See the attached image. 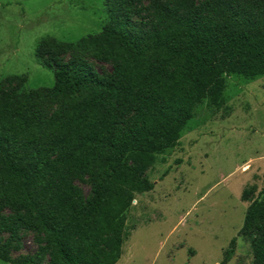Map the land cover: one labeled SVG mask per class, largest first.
Segmentation results:
<instances>
[{"label":"trees","instance_id":"1","mask_svg":"<svg viewBox=\"0 0 264 264\" xmlns=\"http://www.w3.org/2000/svg\"><path fill=\"white\" fill-rule=\"evenodd\" d=\"M102 2L105 22L68 43L70 60L57 61L62 41L38 42L50 87L0 88V232L8 233L0 260L32 226L51 264H115L131 202L153 187L145 170L156 156L177 144L200 103L222 106L227 76L264 75V0H152L138 19L131 0ZM82 54L111 62L112 72L100 75ZM47 104L57 108L49 113ZM85 174L96 181L87 200L74 183ZM237 234L250 241L251 264H264V184Z\"/></svg>","mask_w":264,"mask_h":264},{"label":"rangeland","instance_id":"2","mask_svg":"<svg viewBox=\"0 0 264 264\" xmlns=\"http://www.w3.org/2000/svg\"><path fill=\"white\" fill-rule=\"evenodd\" d=\"M151 1L131 0L132 17L145 15ZM105 19L102 0H0V88L16 93L50 87L53 74L35 56L40 39L62 41L57 61H68L76 55L68 43L98 32ZM82 57L100 75L112 72L111 62ZM223 97L220 108L200 103L177 144L145 170L153 187L131 202L115 264H221L233 237L227 264H251L250 241L237 233L249 202L264 184V75L227 76ZM56 108L46 105L49 113ZM74 183L84 200L96 188L88 174ZM7 237L0 232V246ZM39 253L41 264H51L44 234L26 226L9 246L10 260L0 264Z\"/></svg>","mask_w":264,"mask_h":264}]
</instances>
